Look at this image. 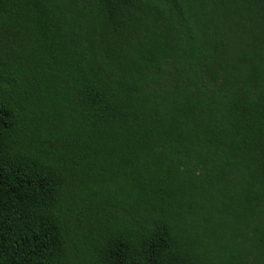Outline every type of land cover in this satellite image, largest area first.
I'll return each instance as SVG.
<instances>
[{
    "label": "trees",
    "instance_id": "obj_1",
    "mask_svg": "<svg viewBox=\"0 0 264 264\" xmlns=\"http://www.w3.org/2000/svg\"><path fill=\"white\" fill-rule=\"evenodd\" d=\"M0 264H264V0H0Z\"/></svg>",
    "mask_w": 264,
    "mask_h": 264
}]
</instances>
